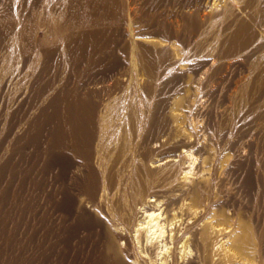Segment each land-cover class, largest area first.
<instances>
[{"label": "rangeland", "instance_id": "374dc122", "mask_svg": "<svg viewBox=\"0 0 264 264\" xmlns=\"http://www.w3.org/2000/svg\"><path fill=\"white\" fill-rule=\"evenodd\" d=\"M103 1L109 9L108 19L101 16L96 29L82 27V19L74 20L76 24L69 33L78 36L98 31L103 32L104 43L109 41L104 50L111 49L113 52L109 54L113 56L107 54L110 59L105 57L103 64L94 67L90 78L105 79L104 70L100 69L115 58V62L125 64V76L118 77L123 89L111 92L110 98L104 97L100 112L103 113L101 128L117 139L111 137L114 142L109 146L122 145L120 150L125 159L135 160L142 139L149 131L155 133L150 129L158 118L167 120L168 115L177 116L170 125L178 133L175 140H188L196 158L191 179L197 175L205 186L204 200L198 209L203 215L200 224L206 226L205 248L200 259L205 264H257L258 256L264 260V0H226L215 11L205 7L202 0H186L187 8L180 0H151L152 3L127 0L131 7L139 9L127 18L121 10L125 0ZM67 4L68 0H0V37L7 36L4 51L0 49V264H43L40 140L28 143L25 136L31 134L36 117L51 113L49 104L64 84L80 79L72 74L74 59L66 55L63 40L52 37V27L57 26L58 19L69 21ZM196 8L201 9L199 13ZM150 18L169 24L178 36L168 40L170 44L164 38L150 36L151 30H143L142 23L136 22ZM239 24L249 30L246 45L228 52L229 37ZM9 30L12 35L8 38ZM42 39L48 40L46 48ZM153 39L166 43L153 45L150 42ZM37 46L52 51L50 62L46 63L43 51L35 49ZM165 48L174 49L179 61L169 72L158 66L150 69L142 60L144 54L140 50L151 49L154 58ZM139 53L143 55L140 57ZM82 69L87 71V66ZM146 72L156 77L147 82ZM171 78L174 82L170 85ZM101 84L95 90H102L103 94L108 83ZM43 88L49 92L38 103L35 98ZM159 145L155 143L154 147L160 150ZM175 160L179 163L176 162L174 171L176 178H180L190 169V162ZM136 164H131L128 171H136ZM186 184L190 185V181ZM192 222L193 219L189 223ZM55 223V220L51 223L52 228ZM49 247L50 264L84 261L82 256L79 263L73 262L72 244L67 243L65 232L60 248L54 244V233ZM190 248L188 259L196 260L198 254ZM133 252L134 257H140L135 246Z\"/></svg>", "mask_w": 264, "mask_h": 264}, {"label": "bare ground", "instance_id": "6f19581e", "mask_svg": "<svg viewBox=\"0 0 264 264\" xmlns=\"http://www.w3.org/2000/svg\"><path fill=\"white\" fill-rule=\"evenodd\" d=\"M173 1L176 2V0ZM180 1H184L183 4L187 3L186 0ZM105 2L107 3V1ZM125 2L126 4H123L121 10H123L122 12L125 13L127 18L128 15H134V12L139 9H136L135 6L131 7V3L127 0ZM202 2L206 5L205 7H210V10L213 9L215 11V8L221 7L226 0H202ZM149 3L146 2V6ZM188 4H186V8ZM67 5V10H69L70 14L68 16L69 21L65 20L63 22L58 19L57 26L55 25L56 28L52 27L53 33H51L54 40H63L67 47L66 55H68L69 59H74L71 68L72 74L80 79L73 84L68 82V84H64L63 88L55 95V98H52L51 102L49 101L51 113H41L39 118L36 117V119L33 117L35 119L32 122L33 127L31 125L33 130L30 128L31 134L25 136L29 138L28 143L35 142L37 139L40 140L43 264H50L49 240L52 234L54 233V244L60 248L61 237L64 232L67 237V243L70 242L72 244L74 263H79L81 257L84 256V261L81 264H205V261L203 260V262L200 259V255L205 248L206 226L204 227L203 223L202 225L200 224L203 221V215L202 211L198 210L204 200L205 186L199 176L195 175L196 177L191 179V176L194 175L193 168L196 158L190 151L188 140H175L179 136L170 125L173 122L175 123L177 116L172 113L173 115H168L167 120L164 117L158 118L157 123L154 120L155 124H150L152 125L150 130L155 133L152 135L149 131L145 138H141L142 145H140L141 147L135 155V160L125 159L124 152L120 150L122 145L118 147L114 143V148L109 146L112 134H108V131L106 132L101 128V116L103 113L101 114L100 112L105 101L104 97L110 98L112 93L123 89L124 85L121 79L125 76V64L123 62L117 63L114 61L117 58H113L114 60L100 69L101 71L104 70L102 73L105 74L107 79H100V81L96 77L90 78L89 73L92 72L93 68L103 64L102 61L112 51L111 49L104 50L105 45L109 41L104 43L106 39H104L103 32L92 31L88 32V34H79L78 36L74 33H69V31L74 29V23L78 19L84 21L82 27L86 26L96 29L101 16L106 19L109 18V9L105 7L103 0H68ZM156 5L157 3L151 5L149 11H152ZM178 5L180 6V4ZM196 10L199 13L201 9L196 8ZM178 11H180L179 8ZM125 17L122 21L124 24ZM142 19L136 22L142 23L143 30L150 29V36L164 38L167 42L178 36L172 32L169 24L161 23V21L159 22L153 18L143 21ZM12 28L10 30L18 28V24L17 27ZM19 28L22 29V27ZM235 29V32L229 37L230 39L226 46L228 52L236 47H244L246 45V36L249 32L247 27L239 24ZM10 30L7 31L8 33L6 32L8 38L9 35H12ZM16 32L18 31L16 30ZM143 34L141 33V36ZM18 35L19 37L21 36L19 33ZM136 36L138 37L139 35ZM6 37H0V49H3L4 45H6ZM42 40L43 43L45 41L43 45L45 47L48 40ZM123 40V42H126L125 39ZM150 42L153 45L166 43V41L158 42V40ZM39 45L41 46V44ZM144 50H140L141 53L143 52V56L139 54L140 57H143L142 60L144 59L148 63L145 64L151 66L150 69L158 66L164 67V72H169L170 68L172 69L179 63L177 54L173 51L174 49H163L165 51L156 53L155 59L150 53L151 49L150 51L149 49L147 51L146 49ZM43 53L46 63L50 62L51 56H53L51 55L52 51L45 50ZM124 53H126L125 50H123ZM142 60L140 61L142 62ZM84 65L87 66V71H83L82 67ZM148 69L145 70L148 71ZM151 72L150 74L147 72V74H144L147 82L156 77ZM161 74L164 75L163 72ZM166 74L165 76H167ZM140 75L142 77L141 73ZM169 81L170 85L174 82L172 78ZM106 82L108 84H106V89L104 88V95L102 90H95V86L98 83L104 85ZM90 86L94 88H90ZM44 88L35 98L38 103L44 97L43 95L49 92L47 91L48 89ZM149 92L151 91L149 90ZM149 92L147 93L149 94ZM158 104L161 105V103ZM162 110L161 106V113ZM15 119L18 118L16 117ZM18 127L21 128L23 126L20 127L18 125ZM25 127L27 126L24 125ZM149 136L153 138V141H151ZM112 138L114 139V135ZM112 142L114 141L112 140ZM158 142L160 143L158 146L160 150L154 147V144ZM150 156L151 158L149 159ZM175 158L190 162V169L184 171L180 178H176L174 171L176 162H178ZM136 159H138V164H136ZM133 163L138 168L134 167L137 170L129 172L130 165ZM188 181H190V185L186 184ZM192 219L193 222L189 223ZM54 220L56 223L52 228L51 223ZM61 227H63V230ZM134 246L138 251V255H140L139 258L133 256ZM190 247H193V250L196 251L194 253L198 254L196 260H193L194 257H191L192 260L190 261L188 259ZM258 257L257 264H264V260L260 256Z\"/></svg>", "mask_w": 264, "mask_h": 264}]
</instances>
